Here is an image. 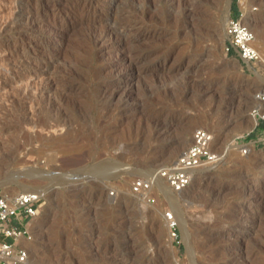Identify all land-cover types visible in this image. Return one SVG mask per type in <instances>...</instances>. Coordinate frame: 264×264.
Here are the masks:
<instances>
[{
  "label": "rangeland",
  "instance_id": "obj_1",
  "mask_svg": "<svg viewBox=\"0 0 264 264\" xmlns=\"http://www.w3.org/2000/svg\"><path fill=\"white\" fill-rule=\"evenodd\" d=\"M84 1L0 0V194L46 193L33 237L23 239L32 260L264 264V150L234 145L254 125L264 65L224 52L233 0ZM188 2L201 5L202 27L186 21ZM246 2L264 54V0ZM120 14L136 24L124 37L150 66L130 81L127 52L99 35ZM197 127L214 134L219 162L182 192L163 185L152 201L134 194L132 180L177 158ZM167 211L184 218L181 245Z\"/></svg>",
  "mask_w": 264,
  "mask_h": 264
},
{
  "label": "built area",
  "instance_id": "obj_2",
  "mask_svg": "<svg viewBox=\"0 0 264 264\" xmlns=\"http://www.w3.org/2000/svg\"><path fill=\"white\" fill-rule=\"evenodd\" d=\"M238 15L230 14L225 24L224 52L251 67L262 62V50L258 46L255 31L243 18L247 13L246 0H236ZM257 105L251 110L254 125L236 136L234 145L242 154L264 150V83L255 92ZM219 162L214 149V134L205 127L193 131L192 141L174 160L159 165L146 176L135 177L131 182L134 194L148 201L154 199V191L166 186L171 192L179 193L187 189L200 169ZM162 189V188H161ZM159 189V191H161ZM46 193L43 190L21 191L16 194H0V264H39L32 260L30 249L23 239L31 240L33 232L30 221L41 211ZM169 236L181 245L179 222L171 211L165 214Z\"/></svg>",
  "mask_w": 264,
  "mask_h": 264
},
{
  "label": "bare ground",
  "instance_id": "obj_3",
  "mask_svg": "<svg viewBox=\"0 0 264 264\" xmlns=\"http://www.w3.org/2000/svg\"><path fill=\"white\" fill-rule=\"evenodd\" d=\"M74 1H76V0H74ZM100 1V0H99ZM109 1V0H108ZM171 1V0H170ZM175 1V0H174ZM179 0H177V2H178ZM184 1V0H183ZM187 1V0H186ZM189 1V0H188ZM192 1V0H191ZM84 2H86V0L84 1ZM103 2V1H102ZM185 2V1H184ZM90 3V2H89ZM94 3V2H93ZM97 3H98V1H97ZM173 3V2H172ZM179 3L180 2H178V4L177 5H179ZM201 3V2H200ZM45 4V3H44ZM175 4V3H174ZM182 4H185V3H182ZM182 4H181V7H182ZM84 5H85V3H84ZM81 6V5H80ZM96 6V5H95ZM94 6V7H95ZM93 7V6H92ZM185 13H186V17H187V22H189V24H190V26H192L193 28H196L197 26H199V28L200 27H202L200 24H202L201 23V19H200V13H198V15L199 16H197L196 14H197V11L198 10H200V8H201V5L199 4V3H195V2H188V3H186V5H185ZM246 8L248 9L249 7H248V5H246ZM85 9V8H84ZM93 9V8H92ZM99 10V9H98ZM202 10H203V8H202ZM93 11V10H92ZM95 11H96V9H95ZM183 11V10H182ZM249 11V10H248ZM83 12V11H82ZM202 13H203V11H201ZM126 13V12H125ZM184 13V14H185ZM118 15V14H117ZM121 16H119V17H117V18H115V19H113L112 21H110V22H108L106 25H105V28L104 29H101V30H103L102 31V33L100 34L99 33V35L100 36H110V37H112V39H113V37L114 38H117V42H115V44H114V46H117L116 48H119V49H124L125 51L124 52H127L126 53V56H125V58L124 59H126V61L128 62V70H127V72H125V74L122 76L123 77V80L124 81H130L131 79H134V78H139V77H141V75H143L144 73H146L149 69H150V66H148V65H145V64H143V62L146 60L145 58L148 56V54H143V52H142V54L140 53V54H138L139 53V50L137 49V47H136V44H137V42H135L134 43V40H128V39H126L125 37H124V34H125V36H127L126 35V33L127 32H129L130 31V29H131V27L132 26H134V25H136V24H134V25H131L132 23H131V20L128 18V17H126V16H122V14H120ZM125 15V14H124ZM137 15V14H136ZM249 15V13L247 12L246 14H245V16H244V18H243V20H244V22L245 23H247V24H249L250 26H251V24H250V21L248 20V16ZM251 15V14H250ZM131 16V15H130ZM135 17V16H134ZM141 17V16H140ZM201 17H203V16H201ZM133 18V17H132ZM228 18L229 17H227V20H228ZM1 19H3V18H1ZM35 19V18H34ZM186 19V18H185ZM100 20V19H99ZM203 20V19H202ZM31 21V20H30ZM135 21V20H134ZM3 22V21H2ZM5 22V21H4ZM3 22V23H4ZM13 22V21H12ZM185 22V21H184ZM3 23H1L0 24V26L3 24ZM33 23V22H32ZM135 23V22H134ZM34 24H36L35 22H34ZM100 24H102V23H100ZM188 24V23H187ZM9 25V24H8ZM146 25V24H145ZM104 26V25H103ZM148 26V25H147ZM152 26V25H151ZM150 26V27H151ZM142 27V26H141ZM145 27V26H144ZM188 27V26H187ZM191 27V28H192ZM137 28V27H136ZM135 28V29H136ZM193 28L191 29V30H193ZM2 29V28H1ZM58 29V28H57ZM148 29V28H147ZM197 29V28H196ZM196 29H195V31H196ZM6 30V29H5ZM66 30V29H65ZM64 30V31H65ZM138 30V29H137ZM141 30V29H140ZM55 31H56V28H55ZM195 31H193V32H195ZM60 32H61V30H60ZM59 32V33H60ZM131 32V31H130ZM54 33V32H53ZM58 33V32H57ZM63 33V32H62ZM133 33V32H132ZM128 34V33H127ZM139 36V35H138ZM147 36V33L145 32V33H143V34H141V36H140V38H145ZM154 36V35H153ZM95 37V36H94ZM96 37H98V36H96ZM103 38V37H102ZM150 38V37H149ZM104 39V38H103ZM110 40H111V38H109ZM139 39V38H138ZM95 40H97V38L95 39ZM102 40V39H101ZM116 40V39H115ZM97 41H99V40H97ZM95 42V41H94ZM101 44V43H100ZM103 45V44H102ZM115 48V47H114ZM112 49V48H111ZM136 49L138 50V52L136 51ZM102 50V49H101ZM104 50V49H103ZM116 50V49H115ZM135 51H136V53H135ZM135 54H134V53ZM151 52V51H150ZM102 53V52H101ZM26 61V60H25ZM54 63V62H53ZM146 63H148V62H146ZM261 64H263L264 65V54L262 55V63ZM44 67V66H43ZM45 69V68H44ZM47 70V69H46ZM44 71V70H43ZM48 72V71H47ZM50 74V73H49ZM1 75V74H0ZM261 79H263L264 80V77H263V75H261V74H259L258 75ZM19 77H22V76H19ZM56 77H54V79H55ZM30 79V78H29ZM57 79V78H56ZM18 80V79H17ZM53 80V77L51 78V80H49L50 82ZM123 80H119L118 79V81H114V83H116L117 84V89H119V87H120V85H122V84H120L119 85V83H123L124 81ZM19 81V80H18ZM40 81V80H39ZM42 81V80H41ZM47 81V80H46ZM56 81V80H55ZM54 81V82H55ZM23 82H24V80H23ZM26 82V81H25ZM27 82H28V80H27ZM27 82H26V84H25V86H27L28 84H27ZM36 82V81H35ZM43 82V81H42ZM53 82V81H52ZM22 83V82H21ZM29 83V82H28ZM37 84V83H36ZM111 84V83H110ZM23 85V84H22ZM29 85H31V84H29ZM34 85V84H33ZM39 85V84H38ZM125 85V84H124ZM35 86V85H34ZM37 86V85H36ZM42 86V85H41ZM41 86H40V88H41ZM46 86V85H45ZM114 86V85H113ZM112 86V87H113ZM5 87V86H4ZM20 87V86H19ZM22 87V86H21ZM29 87V86H28ZM27 87V88H28ZM37 87H39V86H37ZM107 88H108V86H106ZM106 88V89H107ZM111 88V87H110ZM25 89V91L27 90L26 88H24ZM36 89V88H35ZM34 89V87H33V91L35 90ZM50 89V88H49ZM109 89V88H108ZM113 89H114V87H113ZM113 89H111V90H113ZM41 90V89H40ZM36 91H38V89L36 90ZM47 91V90H46ZM109 91V90H108ZM23 92H24V90H23ZM29 92H31V91H29ZM42 92H43V89H42ZM119 92V91H118ZM117 92V93H118ZM22 93V92H21ZM34 93V92H33ZM37 93V92H36ZM41 93V92H40ZM44 93V92H43ZM104 93V92H103ZM105 94V93H104ZM25 95V94H24ZM29 96V95H28ZM34 95L32 94V97H33ZM37 96V95H36ZM35 96V97H36ZM105 96V95H104ZM109 96V95H108ZM110 96H111V92H110ZM43 97V96H42ZM26 98V97H25ZM31 98V97H30ZM104 98V97H103ZM29 99V98H28ZM35 99V98H34ZM123 100V99H122ZM31 101V100H30ZM35 101V100H34ZM32 104H33V102H32ZM33 106V105H32ZM28 107V106H27ZM35 107V106H34ZM32 108L30 107V110H31ZM33 110V109H32ZM33 112H34V110H33ZM33 124V123H32ZM32 126V125H31ZM35 126V125H34ZM42 126V125H41ZM37 127V126H36ZM43 127V126H42ZM48 127V126H47ZM251 127H252V125H248L246 128H245V130H249V129H251ZM38 128V127H37ZM162 129V128H161ZM161 129H160V131H161ZM183 129V128H182ZM163 130V129H162ZM160 131H159V133H160ZM183 133V132H182ZM187 135V134H186ZM181 143V142H180ZM177 146V145H176ZM174 147L173 148V150L170 152V154H173V153H175L176 151H177V149H179L178 147ZM181 147H182V143H181V145H180ZM180 147V148H181ZM164 152V151H163ZM177 153V152H176ZM3 160V159H2ZM221 161H223V160H221ZM200 170H202V169H200ZM32 175V177H33V174H27V175H25V176H31ZM35 177V176H34ZM15 178V176H12V179H14ZM17 178V177H16ZM15 178V179H16ZM197 177H196V175L194 176V179H193V181H192V183L195 181V179H196ZM4 181V180H3ZM5 182V181H4ZM7 182V181H6ZM5 182V184H7ZM31 182H32V180H31ZM191 183V184H192ZM28 184V183H27ZM29 185V184H28ZM166 187V186H165ZM167 188V187H166ZM33 190H40V189H38L37 187H34V186H29L28 188H26V189H24V191H33ZM167 190H168V192L169 193H171V194H175L174 192H171L168 188H167ZM119 210V209H118ZM122 210V209H121ZM179 214H180V212H179ZM178 215V214H177ZM179 216V215H178ZM184 218H180V217H178V220H179V222L181 223L182 222V220H183ZM126 223V222H125ZM128 225H130V224H128ZM186 227V226H185ZM135 230V229H134ZM264 233V232H263ZM261 235H262V233H261ZM127 236V235H126ZM128 236H129V234H128ZM139 236V235H138ZM263 236H264V234H263ZM262 236V237H263ZM130 237H132V236H130ZM130 237H128V238H130ZM261 238V237H260ZM128 240V239H127ZM260 240V239H259ZM261 241V240H260ZM262 242V241H261ZM234 248V247H233ZM138 255V254H137ZM150 260V259H149ZM118 261V260H117ZM39 262H44V263H46V264H52V262L50 263V262H48V261H39Z\"/></svg>",
  "mask_w": 264,
  "mask_h": 264
},
{
  "label": "trees",
  "instance_id": "obj_4",
  "mask_svg": "<svg viewBox=\"0 0 264 264\" xmlns=\"http://www.w3.org/2000/svg\"><path fill=\"white\" fill-rule=\"evenodd\" d=\"M235 8L236 13L238 15V11H237V5H236V0H233V4H232V9ZM261 126H264V121L261 122Z\"/></svg>",
  "mask_w": 264,
  "mask_h": 264
},
{
  "label": "crops",
  "instance_id": "obj_5",
  "mask_svg": "<svg viewBox=\"0 0 264 264\" xmlns=\"http://www.w3.org/2000/svg\"><path fill=\"white\" fill-rule=\"evenodd\" d=\"M232 10H233V9L231 8V14H232ZM237 11H238V8H237Z\"/></svg>",
  "mask_w": 264,
  "mask_h": 264
}]
</instances>
